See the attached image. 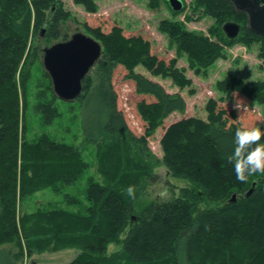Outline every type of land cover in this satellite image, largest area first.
<instances>
[{
  "label": "trees",
  "instance_id": "trees-1",
  "mask_svg": "<svg viewBox=\"0 0 264 264\" xmlns=\"http://www.w3.org/2000/svg\"><path fill=\"white\" fill-rule=\"evenodd\" d=\"M193 9L200 13L189 15L190 20L204 16L217 20L219 26L209 32L217 41L179 24L161 23L160 32L175 51L169 61L153 54L150 41L127 35L118 25L109 32L89 29L104 54L84 81L89 95L83 98L85 141L97 145L103 140L108 152L102 175L125 187L141 181L138 171L133 178V167L140 170L148 139L164 129L162 164L173 179L189 185L174 199L136 211L123 189L111 188L108 181L102 185L90 180L89 205L78 213L54 209L21 214V202L48 188L62 192L77 183L88 167L78 148L58 144L46 135L31 142L21 126L17 74L23 69L26 101L25 66L33 52L27 55L32 30L58 39L67 13L55 7V0H33L31 4L0 0V246L13 244L20 258L47 250L76 249L80 254L71 264H124L123 260L127 264H264V173L239 181L227 160L235 148L236 129L253 127L252 121L212 99L206 105L207 120L191 117L166 125L173 114L186 112L184 97L180 90L169 93L136 71L142 68L156 78L170 79L182 91L192 81L178 68L181 59L195 74L205 76L227 58L221 45L259 42L264 59V37L247 28V16L238 13L231 0H195ZM227 22L242 26L235 41L222 31ZM217 89L259 105L264 119V81L247 83L230 75L217 83ZM39 109L45 122L51 123L53 107L43 104ZM139 123L143 127L140 136L132 131V124ZM124 148L140 158L131 170L120 160ZM253 186V195L245 199ZM234 196L236 202H232ZM66 203L79 206L72 198ZM111 245L120 250L109 255Z\"/></svg>",
  "mask_w": 264,
  "mask_h": 264
},
{
  "label": "rangeland",
  "instance_id": "rangeland-1",
  "mask_svg": "<svg viewBox=\"0 0 264 264\" xmlns=\"http://www.w3.org/2000/svg\"><path fill=\"white\" fill-rule=\"evenodd\" d=\"M28 1L30 4L33 2V0ZM182 1L185 7L184 10L175 12L168 0H86L83 2L55 0V7H61L68 15V21L61 27L60 37L53 39L47 32L35 34L32 30L27 55L29 51L33 52L25 66L26 101L23 92V69L21 72L18 71L17 74L23 116L21 126L26 128V137L31 142H36L43 135H46L58 144L78 148L81 159L88 169L77 183L65 188L62 192H56L48 188L31 195L20 203L18 208L21 214L54 209L78 213L89 205L87 191L90 180L102 185L108 181V186L111 188L115 190L123 189L122 191H124L128 201L136 211L142 210L154 202H167L174 199L180 194L182 188L189 185L184 180L173 179L167 168L162 164L164 154L161 140L165 133L164 129H159L152 138L148 139V150H145L146 158L141 161L143 166L140 167V170L133 167L134 163L140 161L138 155L134 157V151H131L130 148H124L120 159L121 163L124 166L127 165L130 170L133 167V178H136L135 172L138 171L137 175L141 179V181H135L132 184L135 190L134 197L128 195L127 187L119 186L113 183L110 178L108 179V177L102 175L105 170L103 158L108 154L103 149L104 142L100 140L97 145H90L85 141L84 135L86 102L83 98H88L89 93L85 94L84 89L82 96L71 103L60 100L54 93L51 78L43 65L44 50L46 48L67 42L77 33H83L94 38L88 34L89 29L101 28L103 31L109 32L115 25L123 28L127 35L142 36L150 41L153 54L166 61L175 57V51L171 50L168 37L160 32L161 23L170 22L182 25L185 30L204 34L216 42V38L210 35L209 32L219 26L217 20L208 16L199 18L197 21L196 16L193 17L195 20L188 19L192 13L198 15L200 12L193 9L195 0ZM221 46H223L227 58L219 60L209 69L206 76L195 74L189 68V64L185 59L179 60L178 68L185 70L186 76L192 81L191 85L182 91L174 87L170 79L156 78L142 68L136 70L149 79L162 84L169 93H176L180 90L181 95L184 97L187 103L186 112L184 114H173L166 119V125L191 117L207 120L206 105L213 99L218 100L228 110L235 111L240 117L249 118L253 127H264L262 107L250 103L239 94H233L232 92L225 94L217 89V83L230 75L241 78L247 83L264 81V59L261 58L263 44L257 42L246 46L240 42H235L231 46ZM102 50L104 54L103 46ZM92 73L93 70L89 76H92ZM191 92H194V94H190ZM237 102L246 105V110L244 107L237 110L234 107ZM43 104L52 106L55 111L51 123H46L43 114L40 113L39 106H43ZM141 126L142 123L136 124V126L132 124L134 134L142 135L143 127ZM114 164H116L115 161ZM114 167H116V171L117 165H114ZM67 198L76 200L79 202V206H69L66 203ZM204 207L206 206H201L202 209ZM118 250H120L119 246L111 245L108 254L113 255ZM79 254L80 251L76 249L47 250L36 253L31 257L25 255L20 258L18 257V250L13 244H5L0 246V264H71ZM123 263L127 264L124 260Z\"/></svg>",
  "mask_w": 264,
  "mask_h": 264
},
{
  "label": "water",
  "instance_id": "water-1",
  "mask_svg": "<svg viewBox=\"0 0 264 264\" xmlns=\"http://www.w3.org/2000/svg\"><path fill=\"white\" fill-rule=\"evenodd\" d=\"M175 12L184 9L182 0H168ZM238 13L247 16V28L256 35L264 37V0H231ZM222 31L226 38L235 41L242 33V26L227 22ZM45 31L42 32L44 34ZM103 54L102 45L90 36L77 33L64 43L44 50L43 65L49 74L55 95L62 101L71 103L79 99L84 90V81L97 65ZM255 186V184H254ZM253 188L244 196L250 198ZM234 196L232 202H236Z\"/></svg>",
  "mask_w": 264,
  "mask_h": 264
},
{
  "label": "clouds",
  "instance_id": "clouds-1",
  "mask_svg": "<svg viewBox=\"0 0 264 264\" xmlns=\"http://www.w3.org/2000/svg\"><path fill=\"white\" fill-rule=\"evenodd\" d=\"M234 107L246 110V105L237 102ZM264 127L238 128L235 131V148L228 154L227 160L232 165L236 179L247 181L254 173H264ZM130 197L135 196L134 186L127 187Z\"/></svg>",
  "mask_w": 264,
  "mask_h": 264
}]
</instances>
